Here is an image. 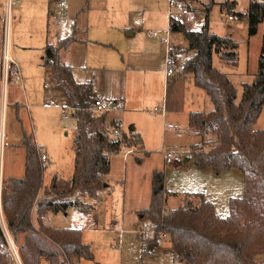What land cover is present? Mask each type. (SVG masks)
Segmentation results:
<instances>
[{"label": "trees", "instance_id": "trees-1", "mask_svg": "<svg viewBox=\"0 0 264 264\" xmlns=\"http://www.w3.org/2000/svg\"><path fill=\"white\" fill-rule=\"evenodd\" d=\"M183 1L189 5L192 2ZM211 4L213 1L200 31H192L178 20L170 24L173 34L183 35L185 52L192 54L185 61L182 73L192 76L195 86L206 93L213 106L210 112L189 114L191 130L213 137L202 149L192 146L190 153L198 167H210L216 175L239 170L244 182L254 190V197L232 198L226 218L216 213L203 193L184 194L179 206L172 209L169 200L177 195L165 189L163 171H155L151 204L139 212V218L154 231L149 242L151 247H156L163 238L170 239L175 252L174 264H263L257 258L264 256V129L256 130L255 125L264 108V52L259 57L254 80L243 85L239 97L229 76L214 64L218 57L224 65L237 67L239 44L231 37L211 31ZM237 7L236 0L221 3L222 12L246 18L249 36H255L264 23V0H250L245 14L236 12ZM76 41L74 33L57 46L47 45L43 57V66L54 72L72 109L71 117L76 120L73 178L66 180L54 175L45 186L47 167L41 161V148L32 135L23 133L24 177L8 178L2 183L4 223L0 219V264H16L9 252V242L22 264H40L42 259L50 264L93 261L94 253L83 242L82 230L57 229L46 224L45 218L71 210L89 213L90 200L111 188L107 176L112 155L119 154L121 147L136 152L144 150L143 139L134 130H129L123 140L111 137V130L119 126V121L108 113L93 111L92 83H77L72 67L61 61V51ZM41 191L44 195L39 200ZM34 213L38 216L37 227Z\"/></svg>", "mask_w": 264, "mask_h": 264}, {"label": "rangeland", "instance_id": "rangeland-1", "mask_svg": "<svg viewBox=\"0 0 264 264\" xmlns=\"http://www.w3.org/2000/svg\"><path fill=\"white\" fill-rule=\"evenodd\" d=\"M94 1L92 0V2ZM111 1H113L112 5L115 7L118 16L129 12L131 25L137 32L135 37L124 38V43H120L121 51L114 52L119 62H121V55L125 62L127 59L133 61V58L141 56L143 52L147 54L156 52V49L151 45V41L154 38L152 34L166 33L169 30L167 0ZM212 1L213 4H211L209 12L211 31L219 36L231 37L239 44V65L237 67L224 65L218 57H215L214 64L218 68L221 66L226 67L225 70L237 87L239 97H241L243 85L251 83L258 70L259 57L263 51L264 23L259 26L257 34L250 37L249 24L246 18L239 19V21H230L228 19L229 15L222 12L221 3L227 0H192L190 5L187 4L193 14V22L186 25L188 29L192 31H200L202 29L206 23L209 4ZM236 1H238L236 12L245 14L250 0ZM6 2L7 0H0V20H3L0 23L2 29L0 30V35L3 34L4 30ZM21 2L22 0L14 7L10 21L14 23V30L17 29L15 24L19 21L22 22L21 31H24V35L20 42L31 46L29 47L31 49L16 50L13 46L14 43H12L11 62H16L20 68L24 67V71H27V76L25 74L24 76L18 75V83L14 82L17 77L14 79V76L11 80L10 74L5 76L6 72L4 69L3 74L0 73V134H4L6 137L2 161H0L1 179L3 181L4 177L10 175L17 177L24 175L25 149L22 144L24 132L32 135L38 144L45 146L50 152L51 165L48 167L47 164L46 181H49L50 175L54 172H58L63 178H69L75 171L73 154L75 151L74 130L76 120L71 117L70 110L61 109L58 111L43 106L44 82L47 80L50 88L52 81L48 75L37 74L35 65L25 66V63L31 64L35 59L39 58L40 60L42 58V49L44 48L42 40H45L46 36H49L50 43H55L56 26L61 20L64 23L65 17H69V9L59 7L58 4L51 3L49 0H27L28 4L25 10L21 12L19 10ZM131 32L134 31L131 30ZM172 38L178 49V58L181 64H184V61L192 54L185 52L186 43L182 34H173ZM39 60H36V64L40 62ZM9 67L7 70L10 73L12 68L11 66ZM90 72V74H93V71ZM133 75L138 77L140 86L137 90H133L132 97L142 96L140 100H132L133 106L142 107L144 115L150 114L154 117L155 123L161 124L159 114L155 113L154 109L164 105L163 79L155 74L152 77L153 80L151 82L148 81L146 84L147 73L134 72ZM79 78L81 79V77ZM180 80H182V86L193 81L191 76L178 81ZM175 86L172 84L171 79L165 85L164 93L167 95V99L166 96L165 99L169 102L167 106L170 108L165 122L166 125L174 124L180 126L181 130L179 132L171 130L164 132L165 140L159 139L160 143L153 144L151 149L152 156L150 158L145 157L140 162L136 159L139 155H142L139 152L131 155L127 162H124L123 154L113 157L114 174L112 176V185L114 196L117 199L115 200L117 218H122L124 200L126 202V213L130 214V217L136 215L134 208L146 204L142 202L143 198L150 199L152 174L158 170L164 173L165 189L169 193L177 195V197L172 196L169 200L168 205L172 209L179 206V202L184 199V194L203 193L205 199L214 205L216 213L220 217L226 218L230 212V201L232 198L248 199L254 197V190L244 182L243 174L239 170L231 169L216 175L210 167L201 168L196 165L189 146L203 144L212 140L213 137H202L198 134L188 133V115L192 111L208 112L212 109V105L202 90L201 93L207 97V102L204 103L200 102L193 105V100H187L183 93L181 94L183 95L182 97H177L175 95L176 91L180 92L182 90H174ZM64 114L68 116V119L64 118ZM255 129H264V108L255 125ZM162 145H164L165 149H162ZM203 147L201 146L200 149ZM167 149L177 152L182 157L183 163L180 165L168 164L164 159V150ZM186 159H190V161L186 163ZM124 169L126 170V185L122 182ZM104 209H101L102 216L99 214V226L105 230L104 237L102 235V241L97 240L95 242V250L100 258H102L101 254L106 253L109 257L112 252L114 260L120 264H170L172 252L174 251L170 240H163L159 242L154 250H150V244L145 242L139 233L142 227H130L129 223H126L127 233L122 243H120L117 234L111 229V225L115 221L121 224V220H116V216H113L114 212H109V207ZM103 211L105 213L108 212L105 217ZM91 216H86L82 219L80 226H92L95 224V217ZM9 245H13L12 242H9ZM9 252L12 255L10 249ZM14 260L17 264L15 258ZM257 261L264 264V256L258 257Z\"/></svg>", "mask_w": 264, "mask_h": 264}, {"label": "crops", "instance_id": "crops-1", "mask_svg": "<svg viewBox=\"0 0 264 264\" xmlns=\"http://www.w3.org/2000/svg\"><path fill=\"white\" fill-rule=\"evenodd\" d=\"M49 1L51 3L58 4L59 7H64L65 9H69V17L64 18V23L61 20V22L57 24L56 26L57 34L55 35V43H50L49 36H46V39L42 40L44 43L43 46L44 48L42 49L43 51L42 58H40V60L39 58L35 59V61L31 64L25 63L26 67L35 65V72L37 74L48 75L49 79L52 81L50 88L47 84V80H45L44 82L42 98L44 103L43 106L45 108L56 109L58 111L61 109H66L68 111L70 110V113L72 112V109H70L68 106V102L63 90L58 86L54 72L51 69L43 66V57L47 45L57 46L60 41L70 37L74 33H76L77 41L61 51L60 53L61 61L64 64L72 67L73 77L77 83L79 84L92 83L93 98H95L97 95H102L107 100V102L111 105V111L108 113L109 116L117 119L120 123L119 126H121L123 130L125 131L134 130L136 133L141 135L143 139L144 150L142 152H139L142 155H139V157L136 158L137 161L139 158L142 160L145 157L150 158L152 156L151 149L153 144L160 143L159 139H162V141H164L165 140L164 132L166 131L169 132L170 130L168 129V125H166L165 122V119L167 118L168 113L170 111V108L167 106V104H169V102H167L166 100L167 95H165L164 93L165 85L167 84V81L171 79L172 84L176 85L174 90L177 89L182 90L180 92L176 91L175 95L177 97H182L183 95L181 94L183 93L185 94L187 100H193V105L199 104L200 102L203 103L207 102V97H205V95L201 93L202 89H199L198 87L195 86L194 81L187 83V85L184 86H182L183 84L181 83L182 80L178 81L179 79H184L187 78V76H191V75L179 73L178 75L171 78L166 77L164 73L165 43L160 38H156V39L153 38L151 41V45L156 49V52L150 54L143 52L141 56H137L133 58V61L132 60L129 61L127 59V61L125 62L123 56L121 55V62H119V59L116 53L114 52L121 51L120 49L122 48H120V43H124L125 40L124 38L130 39L132 37H135L137 32L131 25L129 12L118 16L116 14L115 7L112 5L113 1L111 0H95L94 2H92V0H66L63 2H54L53 0H49ZM27 4H28L27 0H22L19 10H21V12L24 11ZM2 22L3 20L1 19L0 23ZM21 24H22L21 21L17 22L15 24L17 29L14 30V23L13 21L12 22L10 21L7 30V36L5 37V30H3V34L0 35V73L3 74V69H4L3 56L5 49L4 44L6 43L5 53L9 59V62L11 63V68H12L10 73L8 71L7 75L10 74L11 80L13 79L14 76L15 79L20 74H21L20 76H24V74L25 76H27V71L26 70L24 71V67L20 68V66L16 62L15 63L11 62L12 60L10 56V53L12 52V43H14L13 46L15 47L16 50L31 49L29 48L31 46H28L27 44H22L20 42V39L24 35V31H21ZM0 30H2L1 27ZM131 30L134 32H131ZM127 32H129L128 35H126ZM48 35H49V31H48ZM9 37L11 40L9 39ZM36 60H39L40 62H37L36 64ZM219 69L227 74V71L225 70L226 67L221 66ZM90 71H93V74H90L91 73ZM134 72L147 73L148 76L145 79L146 84L148 81L151 82V80H153L152 77L155 74L159 78L163 79L164 81L163 104L166 105V112L164 115L158 113L159 114L158 116L161 120V124L155 123L154 117H152L150 114L144 115V110L142 107L138 108L133 106L132 100L134 99L140 100L142 98V96L132 97L133 90L134 91L137 90L140 86L138 77L133 75ZM79 77H81V79ZM192 112H196V111H192ZM200 112H204V111H200ZM187 123L189 129L188 133L190 134L193 133V135L198 134L203 137V134L190 129L189 115H188ZM180 130L181 128L178 130V132ZM171 131H175V130H171ZM35 143L37 146L41 148V151H43L47 155L48 167H49L51 165L50 152L45 146H41L36 141ZM204 144L205 142L203 144H193L189 147L190 148L192 146L201 147ZM163 147L164 145H162V149H165V147L164 148ZM167 150H171V149H167ZM73 155L76 161L75 151ZM118 156H120V154L111 157V170H110V174L107 176V180L111 185L110 190L101 193L97 199L90 200L89 204L92 205V209L89 213L83 214L81 212L71 210L67 214H56V215L49 214L45 218L46 224L57 229L82 230L83 242L91 246L92 251L94 253V260L93 261L82 260L77 262L76 264H120L118 261L114 260V256L112 255V252L110 253L109 257L105 253V254H101L102 258H100L97 255V251L95 250V242L97 240L102 241V235L104 234L105 231L103 228H101V226H99L100 225L99 214L100 216H102L101 209H104L105 207H109L110 208L109 212L110 211H111L110 213L114 212L113 216H116L115 217L116 220L119 219L121 220V224H119L118 221L113 222L111 225V229L117 234V236H118L117 229L118 228L123 229L125 231L122 238L123 240L125 234L127 233L126 230L127 227L125 224L129 223L128 225H130V227L131 226L138 227L141 224L139 218V212L144 209H147L151 204L152 187H151L150 199L146 197L143 198L142 202H145L146 204H144L141 207L134 208L135 211L134 213H136L134 217H130V214L126 213L125 210L126 202L124 200V210L122 213V218L120 217L117 218L116 215L117 211L115 210L116 208L115 200L117 199L114 196L112 176L114 174L113 157H118ZM129 157L126 159L123 157L124 162H127L129 160ZM189 161L190 159L185 160L186 163ZM74 168H75V163H74ZM125 171L126 170L124 169L122 182L123 184L126 185L127 179H126ZM24 174H25V167H24ZM54 175H57L62 179L71 180L74 174L69 178H63L58 174V172H54L50 175L49 181H46L45 179L46 177H44L45 186L49 185L51 178ZM22 177H24V175ZM22 177L10 175L4 177L3 181L8 178H22ZM43 195L44 192L41 191V193L39 194V200L43 197ZM0 208H1L0 219L3 221L1 205ZM107 213L108 212L105 213L103 211L104 217ZM86 216L95 217V221H96L95 224H93L92 226H80L82 223V219H84ZM33 221L35 226L37 227L38 216L36 213H34L33 215ZM163 240H170V239L166 237L161 239V241ZM149 248L150 250L155 249V247H151V246H149ZM121 256L122 253L120 254V261H121ZM174 263H175V252L173 251L170 264H174ZM40 264H50V263L47 260L42 259Z\"/></svg>", "mask_w": 264, "mask_h": 264}, {"label": "built area", "instance_id": "built-area-1", "mask_svg": "<svg viewBox=\"0 0 264 264\" xmlns=\"http://www.w3.org/2000/svg\"><path fill=\"white\" fill-rule=\"evenodd\" d=\"M53 1L54 2H63L66 0H53ZM19 2H20V0H7V2H6V16L4 19L5 37L7 36V30H8V26L10 24L11 11L16 5L19 4ZM167 14L169 17V30H168V32H166V33L163 32L160 34L153 33L152 36L154 38H160L165 43L164 73H165L167 78H171V77L178 75L179 73H182V71L184 69V64H181V62L178 58V49L176 48V46L173 42V38H172L173 33L170 30V24L172 21L174 22V20H178V21H181L182 23L188 25V24L193 22V14H192V11L190 10L189 6L187 5V3L183 0H168ZM228 19L230 21H239V18L235 14L230 15L228 17ZM4 48H5L4 49V56H3L4 70L7 74L8 73L7 69L10 68L9 66H11V63L9 62V59L5 53L6 43L4 44ZM18 80H19V78L17 77L14 82L18 83L19 82ZM92 109L97 114H105V113H109L111 111V105L107 102V100L102 95H97L94 98ZM154 112L155 113H161L164 115L166 112L165 104L162 107H156L154 109ZM64 118L68 119V116L66 114H64ZM168 129L178 131L180 128L178 125L169 124ZM128 132L129 131L123 130V128L121 126H118V127L113 128L111 130L110 135L115 140H123L124 136L127 135ZM5 138L6 137L4 134H0V161H2V155H3L4 146H5ZM135 153H137V152L134 149H127V148L121 147V151L119 154H123V157L126 159L129 156L134 155ZM119 154H113L112 156L119 155ZM40 156H41V161L43 162L44 166L47 167V164H48L47 155L43 151H41ZM164 159L168 164L180 165L183 163L182 157L172 150H165L164 151ZM0 164H1V162H0ZM1 196H2V179L0 176V200H1ZM0 205H1V203H0ZM0 210H1V208H0ZM2 223H3V221H2ZM139 226L142 227V229L139 231V233L142 236V239L145 242L149 243L151 241L153 235H154V231H153L151 225L148 223H141ZM117 231H118V239L121 243L122 238H123V234L125 233V231L121 228H118ZM10 251H11L12 255L14 256V258L16 259L17 264H22L20 259H19L18 254H17V251L13 245H10Z\"/></svg>", "mask_w": 264, "mask_h": 264}, {"label": "water", "instance_id": "water-1", "mask_svg": "<svg viewBox=\"0 0 264 264\" xmlns=\"http://www.w3.org/2000/svg\"><path fill=\"white\" fill-rule=\"evenodd\" d=\"M263 52H264V43H263Z\"/></svg>", "mask_w": 264, "mask_h": 264}]
</instances>
